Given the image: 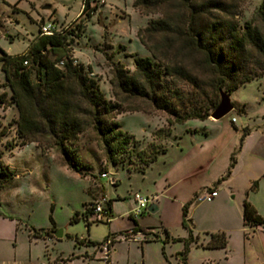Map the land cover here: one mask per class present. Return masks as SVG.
<instances>
[{
  "label": "rangeland",
  "instance_id": "obj_1",
  "mask_svg": "<svg viewBox=\"0 0 264 264\" xmlns=\"http://www.w3.org/2000/svg\"><path fill=\"white\" fill-rule=\"evenodd\" d=\"M133 1L91 0L89 9L94 6L96 9L87 18L81 13L83 0H0V48L6 54L23 52L38 35V25L45 20L63 25L67 31L72 28L74 32L79 24L78 35H68L72 38V57L78 63L91 66L90 75L97 78L106 99L120 102L124 111L116 119L135 140L132 162L137 161V151H141L142 158L167 148L144 172L133 168L128 160L124 167L110 165L105 160L87 107L81 102L79 117L83 121V133L74 152L83 165L77 172L65 164L51 138L40 137L37 141L22 143L15 131L16 106L0 103V130L5 128V134L0 136V157L15 172V176L0 187V264H66L64 259L78 251L75 237L99 242L107 235L126 231L127 223L128 229L143 225L155 227L151 233L154 239L148 241L144 256L139 242L117 239L114 264L178 263L172 250L176 244L165 246L163 239L156 236L160 231L157 213L145 211L143 219L132 218L129 211L125 217L118 214L111 227L115 232L110 234L111 222L87 225L80 215L83 204L93 200L99 188L104 196L116 202L120 211L133 207L131 194L135 191L158 194L163 218L173 233L180 231L177 223L183 219L181 199L194 188L197 193L205 194L214 189L219 195L213 202L194 201L193 196L185 202L188 217L201 230H208L206 236L210 239L209 230L232 224V218L227 216L228 212L232 213L235 223L226 235L231 236L236 263L261 264L264 234L259 235L251 226L243 227L241 213L246 200L264 218V73L229 93L233 108L223 117L215 120L208 116L203 120L169 124L167 119L171 117L155 109L148 99L127 97L111 84V65L104 52H112L113 60L130 71L134 68L132 57L126 54L149 55L137 31L159 14H144L132 5ZM261 1L244 0L242 19L249 17ZM144 38L149 44L158 42L159 54L170 61L171 51L160 44L162 38L149 39L146 35ZM121 44L125 45V50L119 49ZM0 83H4L1 69ZM2 90L8 88L1 86ZM6 99L9 100V94ZM213 109H209V115ZM102 171H107L108 176L101 177L99 172ZM112 179L117 182L113 184ZM77 213L78 219L71 221ZM53 226L55 230H62L61 238H55L53 233H50L52 237L31 236L34 230L42 234ZM200 236L205 237L203 233ZM198 241L206 244L203 237ZM161 246L166 248L160 252ZM95 248L88 245L87 250L92 253ZM198 254L195 250L188 256V264H201ZM95 255L86 259L78 257L73 264H103L99 253Z\"/></svg>",
  "mask_w": 264,
  "mask_h": 264
},
{
  "label": "trees",
  "instance_id": "obj_2",
  "mask_svg": "<svg viewBox=\"0 0 264 264\" xmlns=\"http://www.w3.org/2000/svg\"><path fill=\"white\" fill-rule=\"evenodd\" d=\"M90 1L82 2L81 13L84 12L87 18L96 9V6L89 9ZM243 2L134 0L132 5L144 14L157 13L159 17L149 19L143 28L138 29V39L149 55L136 52L126 54L132 57V71L121 62L114 61L112 52H104L111 65L112 86L127 97L148 99L155 109L171 117L167 119L169 124L208 118L209 109L218 104L219 88L229 94L264 73V0L249 17L242 19ZM45 21L38 25V35L23 52L8 55L0 48V69L4 77L0 87L8 88L0 91V103H13L16 106L18 118L14 122L17 136L22 139V143L37 141L40 137L51 138L65 164L80 172L83 164L79 162L74 148L83 133V121L79 117V110L82 109L80 103L83 102L106 162L114 167L120 164L124 167L122 165L128 160L133 168L144 172L158 154L165 153L167 148L163 147L159 152L154 151L142 158L141 151H137V161L132 162L135 140L116 119L124 109L118 100L105 98L97 78L90 75L91 66L78 63L72 57V38H68V35H78L80 25L77 24L76 32L72 28L67 31L63 25H59L60 31L47 35L40 31ZM144 35L149 39L162 38L160 44L171 51L170 61L159 54L158 42L149 44ZM119 49L125 50V45H119ZM60 60L63 63L59 66ZM8 94L9 100L6 99ZM4 129L0 130V136L5 134ZM127 167L130 168V164ZM104 172L108 174L107 171L99 174ZM14 176V170L0 157V187ZM94 200L96 198L84 203L80 214L87 225L91 223L87 218L91 214L89 205ZM106 204L110 208L111 199ZM182 209V225L188 228L186 203ZM78 217L77 213L71 217V221ZM241 218L243 225L264 226V218L246 200L242 203ZM132 230L137 232L135 228ZM54 231V226L42 234L34 230L31 236L52 237L50 233ZM173 241L183 244L182 249L175 254L177 264H188L189 249L197 242L196 237L189 231L187 237L174 238ZM100 242L74 238L75 245L86 243L97 247ZM225 243L224 234L212 233L203 247L221 248ZM66 260H70V257Z\"/></svg>",
  "mask_w": 264,
  "mask_h": 264
},
{
  "label": "crops",
  "instance_id": "obj_3",
  "mask_svg": "<svg viewBox=\"0 0 264 264\" xmlns=\"http://www.w3.org/2000/svg\"><path fill=\"white\" fill-rule=\"evenodd\" d=\"M114 181L117 182L116 179H112V182H114ZM93 182H95V181H93ZM191 190L192 191L188 192L186 197H183L181 199L179 205H184L185 202L187 200H189L191 196H193V198H191V199H193L194 201L199 199L198 201L213 202L215 200V197H217L219 195V193L217 192V194L212 198V200H206V199L204 200L203 196L205 195V193H197L196 192L197 188L196 189L194 188V189H191ZM210 190H212V189H210ZM149 193L151 194V191ZM99 195H104L102 193V191H101V188H99L98 191H95V195L92 198H94V197L98 198ZM143 195H147V194H143ZM131 196H132V194H131ZM148 196H153V198L150 200V202L148 203L146 208L142 211V213L139 216L143 219V217H144L143 213L145 211H147L149 213H157L159 215V219H160L159 228H160V231L157 232L156 236L160 240L161 239L165 240V242H164L165 246H166V244H176L175 248L172 249L174 254H176V252H178V251H180L182 249L183 244H182L181 241H173V239L174 238H185V237L188 236L189 231H190L192 236L196 237L197 242L193 243L190 246L188 256H190L196 250V251L199 252L198 258H199L201 264H237L236 260L234 258V254H233L234 250H233V243H232L231 236L230 235L229 236L226 235V232H230L233 229V223H235V220H234L235 217H234V215L232 213H230V212L227 213V216L232 218V224L231 225L230 224H226V225H222L217 230H209L212 233L219 232V233L224 234L225 240H226L225 246L221 247V248H205V247H203L204 243H198L199 242L198 238L199 237H203L206 240V242H207L209 240V237L206 236L208 230H205V231L201 230L200 227H198L197 223L194 222L193 220H191L188 217V215H186L188 228L183 227L182 221L180 219V221L177 223L178 226L180 227V231L177 232V233H173L172 228L170 227V225L163 218V215H164L163 214V208H162V205L160 204V202L158 201V194L148 195ZM108 199H110V198H108ZM118 199H119V197H118ZM131 199H132V197H131ZM114 203H116V202L112 201V199H111V206L110 207H111V213H113L114 218H113V220L110 221L111 223L109 224L108 234L111 233V232H115L114 229H111V227H112V223H114V221L117 219L116 217L118 216V214L119 215H123L125 217V214L130 210V209L129 210H124V211L121 210L122 211L121 212L120 208L118 206H116ZM149 209H151V211H149ZM257 213L259 214L258 211H257ZM241 222H242V218H241ZM241 225L243 227L246 226V225H243V223ZM128 227H129V224L127 223L125 228L127 230L131 229V228L128 229ZM152 228H155V227H150L149 225H143L141 227L135 228V230L138 233H142V234L145 235V239L142 242L139 243L140 244V249L142 251L143 256L145 255V252L147 250L148 241L154 239L151 236V233H153L152 232V230H153ZM252 228H253V230L255 232L259 233V235L264 234V226H256V227H252ZM201 233H203L205 235V237L204 236H200ZM89 240H91V239H89ZM115 244H116V242H115ZM115 244L112 245V250H111V254H110V258H109V264H114L113 252L115 250L114 249ZM244 245H245V243L243 242V248H245ZM165 246H161L160 252H161V249L165 250V248H166ZM168 247H171V246H168ZM87 248H88V245H86V243L78 244L76 246V249L78 251H75V253H71L70 260H66V264H73V262L78 257H82V258H85V259L86 258H93V257L96 256L95 255L96 252L99 253L97 248H95L92 253H89ZM81 249H83V251H81ZM243 254H244V252H243ZM99 255H100V253H99ZM25 264H35V263L28 262V263H25ZM168 264H171V262L168 261ZM242 264H245V263L243 262ZM261 264H264V253H263V259H262Z\"/></svg>",
  "mask_w": 264,
  "mask_h": 264
},
{
  "label": "built area",
  "instance_id": "obj_4",
  "mask_svg": "<svg viewBox=\"0 0 264 264\" xmlns=\"http://www.w3.org/2000/svg\"><path fill=\"white\" fill-rule=\"evenodd\" d=\"M41 34H52L54 32L60 31V27L56 25L55 22L45 21L40 26ZM76 62V60H74ZM24 63H26L24 61ZM62 61L58 62V65H62ZM101 177H107V173H101ZM217 194L215 190L209 191L203 197L206 200H212V198ZM153 196L143 195L140 192L132 193L133 207L130 208L129 214L132 218H137L142 211L146 208ZM108 198L104 195L96 198L89 207L91 208V214L87 216L90 222H104L109 223L112 218L111 207L109 208L106 204ZM117 239H123L128 241L142 242L145 239V235L142 233L134 232L132 229L120 232L116 236L108 235L103 238L100 244L97 246V250L100 253L99 259L103 264H109V258L112 250L113 241Z\"/></svg>",
  "mask_w": 264,
  "mask_h": 264
},
{
  "label": "water",
  "instance_id": "obj_5",
  "mask_svg": "<svg viewBox=\"0 0 264 264\" xmlns=\"http://www.w3.org/2000/svg\"><path fill=\"white\" fill-rule=\"evenodd\" d=\"M218 94H219L218 104L216 105V107L213 109V111L209 115L212 119H215V120L223 117L229 111H231V109L233 108V104L231 103L229 94L226 91L219 88ZM149 211H151V209H149ZM53 235L57 239L61 238L62 237V230L61 229L55 230L53 232ZM38 264H42V263H38Z\"/></svg>",
  "mask_w": 264,
  "mask_h": 264
}]
</instances>
